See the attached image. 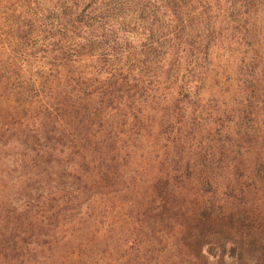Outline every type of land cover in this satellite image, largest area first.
<instances>
[{"label":"rangeland","instance_id":"obj_1","mask_svg":"<svg viewBox=\"0 0 264 264\" xmlns=\"http://www.w3.org/2000/svg\"><path fill=\"white\" fill-rule=\"evenodd\" d=\"M98 1L107 23L94 35L83 32V40L96 41L95 36L102 32L112 37L115 32L116 39L70 49L68 43L74 38L71 25L62 23L63 0H58L60 4L54 0H0V229L5 232L0 236V264H19V259L20 264H264V0ZM166 13L170 17H165ZM42 30L52 34L50 40L43 37ZM160 42L163 46L157 50ZM151 45H156L154 57L146 52ZM134 51L133 64L139 63L129 68L126 60ZM63 58L66 65L60 62ZM97 67L101 70L94 79L95 84L99 83L96 86L107 93L110 79L122 90V98L107 101L109 106L101 118L89 113L81 124L73 120L76 113L71 111L69 120L64 119L49 95L57 90L53 85L64 91L71 84L77 93L83 75L91 76ZM161 69L169 75L163 84L155 81L154 74ZM129 74L135 75L139 83L131 81ZM141 80L149 91L134 87L141 85ZM11 97L16 100L12 102ZM153 97L158 98L154 110L148 106ZM38 111L39 116H35ZM169 111L177 113L176 120L168 116ZM27 116L34 117L38 126L60 133L54 148L65 143L80 151L79 140L98 139L103 147L112 141L115 150H124L125 142L130 144L133 139V158L140 160L132 172L135 179H142L145 187L155 191L157 187L173 192L186 189L190 205L199 201L192 178L184 186L176 181L169 186L163 178L155 180V174L162 176L165 161L170 163L172 156L177 159L174 151L181 150L184 158L191 153L192 165L199 164V158L205 161L200 171L223 181L217 182L214 200L223 196L236 203L229 209L232 217L218 224L213 221L214 227L235 244L222 248L206 243L201 250L198 244L208 233L197 215L183 222L179 217L177 229L191 224L188 228L193 232L188 237L191 231L182 234L179 240L171 239V219L164 218V211L160 214L167 208L168 201L164 200L169 196L164 199L155 193L148 194L149 201L155 198L151 209L139 211L144 212L141 215L145 222L148 217L161 221L154 227L151 225L157 221L147 223L153 232L147 238L139 237L132 221L125 222V226L122 222L125 208L120 197L133 199L129 194L133 184H124L128 189L123 190L125 187L110 178L102 183L99 173L96 182L101 185L100 192H105L83 204L87 215L84 224L76 226L81 228L79 233L73 225L59 221L56 229L45 234L22 230L14 236L12 227L27 222L23 215L27 203L21 196L16 201L13 189L20 188L27 174L35 171L39 175L40 165L52 166L55 162L50 152L41 158L33 152L37 142L31 137L34 129L21 130L17 126ZM140 121L146 123V129L140 127ZM171 124L180 130L185 126L184 147L178 143L174 148L177 129H171ZM137 128L140 133L132 137V129L137 133ZM23 165L31 171L20 168ZM111 189L117 192L111 193ZM49 195L55 198V208L68 203L59 192ZM44 198H40L39 205L45 211ZM237 204L242 208L237 209ZM102 205L108 206L101 211ZM243 208L244 216L235 214ZM124 227L126 231L131 228L128 236L122 235ZM16 237H22V241ZM181 253L195 254V258L182 255L177 261Z\"/></svg>","mask_w":264,"mask_h":264},{"label":"trees","instance_id":"obj_2","mask_svg":"<svg viewBox=\"0 0 264 264\" xmlns=\"http://www.w3.org/2000/svg\"><path fill=\"white\" fill-rule=\"evenodd\" d=\"M63 1L64 5L63 7H61L62 23L64 22L63 24L71 25V30L73 31L74 38L73 42L68 43V48L72 49L75 46L84 48L87 43H98L101 42L102 39H105L104 42H106V40L109 38L110 41L116 39L117 33L115 34V32L113 31V37L109 33L102 32L100 35L95 36L96 41L84 42L83 40L84 36L81 35L83 32L90 34L88 36L94 35V32L99 33L98 30L102 31L103 26L107 23V15L105 13V10L102 8V5L99 4L98 0ZM56 2L59 3L58 0H54V3ZM51 6L54 7V5ZM33 12L36 13V8ZM48 13L50 12L48 11ZM169 14L170 13H166L165 17H170ZM52 17H54V15H52ZM32 18L33 19L31 23L34 21L35 17L33 16ZM41 33L46 40H50V38L52 37V34L49 31L42 30ZM147 39L149 41L153 40L152 37H148ZM162 43L163 42L159 43L160 46L157 48V50H160V48H162ZM150 44L151 43H149V45ZM155 47L156 45H151V48L149 47L146 52L149 51L148 53H151L153 49L155 51ZM154 51L152 52V57L155 56ZM135 54L136 52L134 51L133 56L128 57L129 59L126 60L128 64L127 66L129 68L133 67L134 64L139 63L135 62L133 64V62L136 60ZM61 60L62 61L60 62L66 65L65 61L67 62V60L64 58ZM100 70L101 68L97 67L93 70L91 76L83 75L84 81H81L80 84L78 83L77 93L76 89L74 87H71V84L65 86L64 91H59V87L57 84L53 85V87H57V90L50 92L49 95L54 97L53 100L56 103L52 104L54 105V107H58L64 119L67 118L69 120L68 115L69 113H71V111L76 113L72 115L73 120L76 119V121H79L81 124H83V119L86 118L87 114L89 113L96 118H101L104 115L102 111L106 109V106H109L107 104V101L111 100L112 102H116V99L118 100L119 97L122 98V90H120L118 87H115V84L113 86V81L110 79V87L106 91L107 93H105V89L96 86V84L99 85V83L95 84L94 79L98 77V72H100ZM4 72L7 73L9 72V70H4ZM154 74L156 76L155 81L159 83L160 80L162 84L169 76L165 69L159 70V74H156V72ZM128 76L131 81L135 80L137 84L139 83V79H137L135 75L129 74ZM140 84L141 85H136L134 87L136 89L139 88L140 91L144 90V92L148 90L143 80L140 81ZM63 93H68L70 97H68L69 95H63ZM76 97H79V99H75ZM11 98L12 102L16 100L15 97ZM157 99L158 98L156 97H153L151 99L150 103L148 104L150 109L154 110L156 108L158 104ZM18 100L21 101V98H19ZM21 102L24 101L22 100ZM72 102L80 104L81 107H73V105L71 104ZM34 114L35 116H39V111ZM168 116L170 118H173L172 120L177 119V113H172L171 111H169ZM107 118H105L104 120H106ZM146 119L149 120L148 117ZM1 123H4L3 118H1ZM140 123V127L146 129V123L144 121H140ZM30 124L32 125V127H29ZM17 126L21 130L25 128L34 129L36 132H33L31 137L35 141L37 140V142L32 147L33 152H35V154L38 153V155H40V158L41 155L43 156L45 153L50 152L48 154L51 156V158H54L55 162H53L52 166L45 165L44 167H42L40 165L41 170L39 169V175H37L38 172L35 173V171L31 172L30 175L27 174L23 178V182H21L22 185L20 186V188L13 189L15 200L18 201L17 197L21 196L27 203V207L23 212V215L27 222L24 223V225H18V228L15 226L12 227L14 236H18L20 233H22V230H36V232H43L39 234H45L49 230L56 229L59 221H62L64 223L67 222L70 226L73 225V230H76L75 232L79 233L81 228L76 229V226L83 225L85 222V217L87 215L83 204L92 199L93 195L96 196L100 192L101 185L98 181L96 182V174L99 173L101 175V181H105V179L110 178L117 185L123 187H125L124 184H133V188L129 189V194L133 199H123V196L120 197L125 208V215L122 219V222H124L123 225L125 226V222L129 220L132 221L133 226L137 230L136 233L139 237H149L153 232V228H151V226L154 227L161 221L158 220L157 217H148L149 219L145 222L142 219L144 217L141 215H144V212L139 211L145 209L146 207L147 211L151 209L150 204L154 203L155 198H152V200L149 201L148 194L155 193L157 194V196H161L163 198L169 196L168 198L172 201V203H170L171 201L169 199L166 200L164 198V201H168L167 208H164L160 212V214H163L164 211L166 213V215H164V218L171 219V222L168 223V233L171 239L179 240V238L182 237V234L191 231V229L188 228L191 226V224L182 225L181 228L177 229L179 217L182 218L181 220L183 222L184 220H191L193 218V215H197L199 217L198 220L202 221L201 226H203L205 228V231L208 233L206 235H203L205 239L200 240L201 242L200 244H198L201 250L206 243L216 244L217 247L222 246V248H224L223 246L229 245L230 243L235 244L225 233H223V231H221L220 229L218 231V229L214 227L213 221L217 220L216 224H218L221 219L225 220L226 218L232 217L234 214L231 215V213H229V209L235 206L236 203L234 204V201L229 200L228 198H222L223 196H220L217 201L214 200L215 191L217 189L216 186L218 184L217 182L222 183L223 181H216V178L211 174H206L205 172L200 171L199 167L203 165L202 162H205H201L200 158L198 159L199 164L192 165V160L190 161V158L192 157L191 153H189L190 155H187V157L184 158V153L181 150L177 152L174 151L177 159L172 156V158H170V163L167 164V161H165V169L162 170V176H158L157 174H155V180L163 178V182H166L169 186L172 185L175 181L184 186L186 183H188L187 181L192 178V180H194L196 192L198 193L196 197L199 199V201L194 202L193 205H190L191 201H188L189 193L186 189L184 191L177 190L173 192L164 188L165 191H163L157 187V184L155 182L154 185L157 187V191H155L153 187H145L143 185L142 179H135V176L132 172L135 167L138 168L137 162H139L140 160L137 161L135 158H133V139L130 140V144L128 142H125V145L123 146L124 150L121 149V147L120 149L115 150L112 147V141H109L105 144L106 147H103L104 144L102 142H98V139H96L95 141H91L90 139H83L82 141L78 139L80 141L79 145L77 142L76 143L80 147L79 151V149H71L70 147L72 145L68 146L65 143H60L56 148H54L55 143H58L59 141L58 139L60 137L58 135H60V133L56 134L49 128V130H46L43 126H38V123L35 122L34 117H22L21 121L17 122ZM169 126L171 128L173 127V124ZM82 127L83 125H80V128L78 129L79 132H81ZM175 128L177 129V136L175 137V139H173V146L179 143L181 147H184V136L182 135V129L185 130V126L183 125L181 130L179 126L173 127V129ZM138 129L139 128H137V130ZM61 130L62 128L60 129V131ZM11 132L12 134L17 133L16 130H11ZM139 133L140 130L135 133L132 129L131 135L133 137L138 135ZM187 140L188 134H185V145ZM174 148L176 147L174 146ZM193 150L196 152V148L193 147ZM168 152L170 153L171 151ZM46 161L47 160L44 158V162ZM30 166L32 169L33 165ZM105 166L110 171L107 170L108 172H106ZM152 167H154V165H152ZM152 167L149 168H151L152 170ZM20 168H27L28 170H30L26 165H23ZM204 186H206V189H202L204 188ZM127 189L128 187H125L123 190ZM53 191L54 193L59 192L60 194H62L64 200L68 203H66L64 206L55 208V198L49 195ZM113 191L115 193L117 192V189H111V193ZM104 192H100V194H104ZM106 193L108 192L106 191ZM208 193L210 194V196H208ZM43 196H45L44 199H47L46 202H44L45 204H47L45 211L44 209L41 210V206L39 205V200ZM107 206L108 205H106V207ZM106 207L102 205L101 211ZM240 208L242 207L237 204V209ZM245 213L246 212L243 208L242 210H237L235 214L244 216ZM45 214H48V216L45 217ZM151 221L157 222L152 223V225L148 227L147 223ZM226 226L228 227L229 223H227ZM130 231L131 228L126 231L124 227L122 235L128 236L130 234ZM192 232L193 231L188 233L187 237L190 236ZM4 234L5 232L0 229V236H3ZM70 236L71 235H69L66 240H68ZM16 238H20V240L22 239V237ZM236 244L239 245L240 242ZM17 248L20 249V245L17 246ZM170 252L173 253L172 250H169L168 253ZM182 255H184L186 259H188L189 256L193 259L195 258V254L190 255L188 253L187 255H185V253H181L177 261L182 259ZM145 256L147 257V255ZM205 260L208 261L207 258H205ZM18 262L20 264V259L18 260Z\"/></svg>","mask_w":264,"mask_h":264}]
</instances>
